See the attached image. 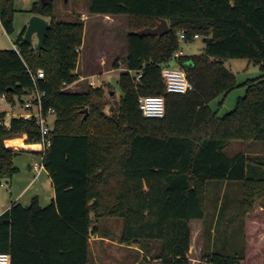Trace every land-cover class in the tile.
Wrapping results in <instances>:
<instances>
[{"label": "trees", "instance_id": "obj_1", "mask_svg": "<svg viewBox=\"0 0 264 264\" xmlns=\"http://www.w3.org/2000/svg\"><path fill=\"white\" fill-rule=\"evenodd\" d=\"M15 1L0 0V20L8 34L14 33ZM55 6V0L32 5L33 15L50 19L42 52L25 41L26 29L15 43L17 50H0V97L12 105L18 98L23 108L38 87L46 92L43 114L56 111L44 160L55 199L42 207L35 197L29 206L15 203L1 215L0 253H9L11 264H90V236L100 232L97 223L116 218L122 221V244L146 251L158 244L154 258L160 264H192V224L205 222L208 181L243 182L245 218L256 202L264 207V157L226 153L235 140L264 143V0H87L91 16L130 18L119 121L106 114L104 88L64 89L80 79L76 71L85 23L58 20ZM162 20L170 26L165 36L138 34ZM181 33L184 41L203 36L205 52L176 56ZM172 59L193 91L167 92L162 71ZM228 59L260 65L263 75L248 80L246 95L220 117L210 103L239 87L224 65ZM39 70L45 78L35 80ZM133 72L141 78L136 80ZM141 96H163L165 116L145 117ZM13 135L39 143V120L13 117L9 126L0 124V186L19 173L15 151L6 142ZM244 256L211 253L204 245L199 264H240Z\"/></svg>", "mask_w": 264, "mask_h": 264}, {"label": "rangeland", "instance_id": "obj_2", "mask_svg": "<svg viewBox=\"0 0 264 264\" xmlns=\"http://www.w3.org/2000/svg\"><path fill=\"white\" fill-rule=\"evenodd\" d=\"M36 1L38 0L15 1L14 33L8 34L2 23H0V50H14L17 48L15 43L23 31L27 29L32 17H30L32 5ZM64 2L65 0H55V14L58 20L70 22L80 18L85 23V33L84 45L80 49V58L76 71L79 77L82 76L84 78L81 79L80 77L77 82L71 85L65 84L63 87L65 90L72 92H87L89 88H104L106 92L104 101L108 103L105 109L106 114L115 117L119 121L120 97L123 94L119 85V78L121 72L125 70L124 62L126 58L124 59V55H126V49L128 48L127 37L128 32L132 29L130 18L127 15H99L97 18H91L87 0H68L71 6L78 4L82 13H66L64 12L66 9L60 6ZM48 20L50 21L49 18ZM36 45L37 38L34 37V50H36ZM181 49L184 55L188 56L203 54L205 52L204 37L201 36L194 41H181ZM116 57L119 59H115ZM168 64L172 68L178 67V62L175 59L170 60ZM224 65L235 74L239 87L227 95L219 96L210 103L211 109L217 112L220 117L233 111L237 106L238 100L246 95L247 89L245 83L248 80L263 75L260 65L250 63L246 59H228ZM93 74L95 76H92ZM16 104L12 105L3 97H0V122L5 121V118L8 122L11 118L22 114L21 101L18 98H16ZM86 109L89 114V109ZM55 121L56 111L55 113L48 114L44 119V125L49 128L50 134L54 129ZM122 121L123 118L121 116V123ZM24 138V135H13L6 140L9 147L15 151L14 165L19 168L20 172L12 178H6L9 181L8 186L4 185L0 187V210L7 206L10 193L14 192V195L17 196V191H21L32 182L34 174L30 171L29 166L35 160L40 161V158H36L33 151L35 148H23L21 146ZM240 152H244L251 157H264V143L235 140L230 143L226 150L229 156H234ZM232 182L235 185L233 188L235 192L227 189L223 196L224 200H222V204L219 203V200H221V186L224 181L211 180L207 182V211L205 221L208 226H211L215 221L216 213L223 205L221 214L219 211L218 215L220 222L217 227V238L214 242L216 247L214 250L226 256L240 257L241 253L239 251H241L243 240L242 225L246 189L243 182ZM52 191L50 178L42 173V176L28 188L21 202L24 205H29L31 204V198L40 196L41 203L46 204L47 197ZM232 199L237 201L232 203ZM259 206L263 205L260 202H256L250 215L263 220L264 214L260 211ZM92 215L94 217V213ZM97 224L100 232L90 236L93 255L90 264H160L159 260L154 258V253L158 251V244H152L150 250L146 251L141 246H128L120 242L122 230V221L120 219L106 218L100 220ZM195 239L193 238V245L189 255L192 264H199L203 255V249H198L199 252H197L196 244L198 246V241ZM209 239L210 235L207 234V248L209 247Z\"/></svg>", "mask_w": 264, "mask_h": 264}, {"label": "crops", "instance_id": "obj_3", "mask_svg": "<svg viewBox=\"0 0 264 264\" xmlns=\"http://www.w3.org/2000/svg\"><path fill=\"white\" fill-rule=\"evenodd\" d=\"M60 6L62 8L66 9L64 11L66 13H82V10L79 9L80 6L78 4H74V6H71L70 3L68 2V0H65L64 4H62V5L60 4ZM31 16H33L32 13H30V17ZM98 16L97 15L91 16V18H97ZM45 19L47 21H49L48 18H45ZM83 45H84V43H83ZM179 53H180V55H184V52L182 51V49L180 50ZM124 56H125L124 59L127 58L128 48L126 49V55H124ZM117 58L118 57H116L115 59H117ZM118 69H120V68H118ZM92 76H95V74H93ZM80 77H81V79L84 78L82 76H80ZM5 122L7 124H9L10 120L7 122L6 118H5ZM25 140H26V138H24V142H25ZM24 147L35 148V149H33V151L36 155V158L39 157L37 147L31 146L29 144H26L25 146H23V148ZM17 155H19V154H17ZM35 162H36V160L33 162L32 165L29 166L30 171L34 174V178H33L32 182L30 184H28L21 191H17L18 192L17 196L14 195V192L10 193L9 199L7 200L8 201L7 206H5V208L0 210V216L3 215L6 211H8L12 207V205L15 203H21L24 207H27L30 205V204L24 205L21 202V200L25 196V193L28 191V188L31 186V184L34 183L38 178H40L42 176V173H43V175L45 174L46 177L50 178L53 191L48 195L46 204L41 203L40 196H35V197H37L39 199V203L42 207H46L55 199V189H54L53 181L49 175V172L47 170H44L41 173V176L36 177L35 176L36 173L33 169V165ZM19 172H20V170H19ZM8 184H9L8 179H5L0 187H3L4 185L8 186ZM234 186L235 185L232 181H229V180L224 181V183L221 186L222 187L221 188V198H220L221 200H219L220 204H222V200H224L223 196L225 195V192L227 191V189H230L232 192H235V190L233 189ZM10 188H12V187H10ZM35 197H33L31 199L33 200ZM32 200L30 203H32ZM235 201H237V200L232 199V203H234ZM259 207H260V211L262 212V214H264V207L263 206H259ZM222 208H223V205H222V207L219 208L220 214H221ZM219 211L216 213L215 221L211 224V226H208L206 224V221L204 222V221L199 220V221L193 222L192 225H193L194 238H196L198 241V246L196 244L197 252H199V250H202L204 245H205V251H208L211 253L215 252L214 248L216 247V244L214 242L217 238V227H218V224L220 222V219L218 216ZM246 216L247 217L245 218L244 214H243V225H242V229H243V237L242 238H243V240H242V244H241V246H242L241 251H239V253H241V255H245L244 256L245 258L243 260H241L240 264H264V218L262 220L258 217H254V216L250 215V213L246 214ZM205 218H206V216H205ZM208 229H209V231H208ZM207 234L210 235L208 248L206 246L207 245V240H206Z\"/></svg>", "mask_w": 264, "mask_h": 264}, {"label": "built area", "instance_id": "obj_4", "mask_svg": "<svg viewBox=\"0 0 264 264\" xmlns=\"http://www.w3.org/2000/svg\"><path fill=\"white\" fill-rule=\"evenodd\" d=\"M1 23V20H0ZM200 38L199 35L195 36V40ZM186 34L181 33L180 40L184 41ZM17 50V48H15ZM180 53L176 54L179 56ZM136 75V80H139L142 76L141 73L133 72ZM163 78L166 83V90L169 93L183 94L194 90V85L189 81L186 72L180 68H172L171 66H165L162 71ZM45 73L43 70H39L34 79H43ZM65 89V88H64ZM46 96L45 91H40L38 87H34L31 93L25 98L24 106L22 108V114L17 117H24L25 119L36 118L39 120L42 129V139L39 143L29 144L37 147L40 161H36L33 165V169L36 173V177H39L41 173L46 170L44 160L46 156V150L51 145V135L48 127L44 125V119L48 114L55 113L54 109H49L47 114H43V98ZM5 99V95H3ZM139 105L143 115L147 118H162L166 113V101L163 96H141L139 98ZM9 126L5 121L0 122ZM23 141L21 146H25ZM0 264H11V255L9 253H0Z\"/></svg>", "mask_w": 264, "mask_h": 264}, {"label": "water", "instance_id": "obj_5", "mask_svg": "<svg viewBox=\"0 0 264 264\" xmlns=\"http://www.w3.org/2000/svg\"><path fill=\"white\" fill-rule=\"evenodd\" d=\"M51 28L49 21L40 15H33L29 21V25L26 29L24 39L30 45L34 46V37L37 38L36 50L42 52L46 47V39L48 32ZM170 31L169 23L166 20H162L157 27L155 28H145L138 31L140 36H154V37H163L168 34ZM85 117L88 116V110H84ZM7 223H10V220H6Z\"/></svg>", "mask_w": 264, "mask_h": 264}]
</instances>
